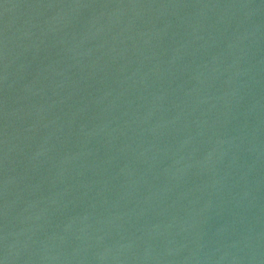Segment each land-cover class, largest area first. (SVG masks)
I'll list each match as a JSON object with an SVG mask.
<instances>
[{
  "label": "water",
  "instance_id": "obj_1",
  "mask_svg": "<svg viewBox=\"0 0 264 264\" xmlns=\"http://www.w3.org/2000/svg\"><path fill=\"white\" fill-rule=\"evenodd\" d=\"M0 264H264V0H0Z\"/></svg>",
  "mask_w": 264,
  "mask_h": 264
}]
</instances>
